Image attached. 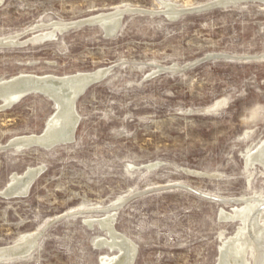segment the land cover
Here are the masks:
<instances>
[{
	"label": "rangeland",
	"instance_id": "1",
	"mask_svg": "<svg viewBox=\"0 0 264 264\" xmlns=\"http://www.w3.org/2000/svg\"><path fill=\"white\" fill-rule=\"evenodd\" d=\"M163 1L190 8L213 0L0 3V39L18 43L0 47V82L109 69L77 99L80 122L71 142L0 150V247L41 231L29 256L0 264H104V255L120 252L101 222L113 212L114 229L137 248L132 264H218L222 244L242 224L222 211L264 197L263 166L245 164L249 148L264 140V58L192 65L210 54L264 55V3L172 18ZM118 7L159 13L127 12L112 36L99 25L59 30L60 22ZM52 31L56 37L32 41ZM56 108L33 93L0 109V146L44 134ZM30 167L42 171L29 193L4 197L12 175ZM120 196L129 199L115 206ZM235 198L244 199L224 200ZM74 210L80 213L67 215ZM245 261L255 264L252 248Z\"/></svg>",
	"mask_w": 264,
	"mask_h": 264
},
{
	"label": "bare ground",
	"instance_id": "2",
	"mask_svg": "<svg viewBox=\"0 0 264 264\" xmlns=\"http://www.w3.org/2000/svg\"><path fill=\"white\" fill-rule=\"evenodd\" d=\"M164 4L165 6H167V9L169 10L168 12L170 13V17H173V15H175L177 8H180V7H177L175 3L173 4V3H168L167 1H163V5ZM120 10L121 8L118 7L114 11L107 12L105 14L113 15L114 13H117ZM118 21L119 19H117V17L114 16V17H111V19L108 21V24H114L116 26V24H118ZM58 22L56 23V25L59 24ZM45 33H43L40 37H45V38L50 37L51 38L55 36L54 31L49 32L47 34ZM19 43H20V40H19ZM257 58H264V55H261ZM85 73L87 72L75 73L76 75L78 74V76L74 78H69L73 74L66 75V76L64 75L63 80H68V81H64L65 83L67 82L68 83L56 85L55 87L53 86L54 87L53 91H56L57 93L56 94L57 95L56 97V101H57L56 107L57 108L55 110L56 112L51 116V118L50 119L48 118L49 121L46 126L47 128H49V130H51L49 132V136L52 137V136L58 135L59 137L64 138V139L73 138V130L80 116L74 104V97L76 95V92L81 89L82 83L86 79L85 76H82ZM23 75H31V74H28V73L20 74L18 76H14L9 79L2 80L0 84L1 86H4L5 84H8L9 82H12V81L14 82L16 78L23 76ZM7 89L9 88L7 87ZM20 95H21V92L14 88V89L7 90V92H5L3 97L5 100H17ZM20 136L17 137L16 140L19 141L20 144L18 145V149L21 150L22 148H26L24 147V145H26L35 135L32 134V135H26V136L24 135L21 137ZM36 136H41V135H36ZM250 148H249V154L246 155V161H245L246 166L251 167L259 163L264 168V140L261 141V143L255 149L250 150ZM40 171H42V168L30 167L22 174L15 173L12 175V179L9 182V184L16 182V180L18 179H22L24 180L22 189H26L28 188L30 182L32 181L34 174ZM255 197L252 201L250 200V198H248L250 201L246 200L245 202L243 200L245 202V205L234 207L232 213L231 212L226 213L224 212L225 210L224 211L221 210L222 218H226V219L228 218L229 220L239 219L242 222V224L239 226L235 235L231 237H227L225 239L220 249V255H219L220 257H219L218 264H246L245 253L247 252L249 248H252V251L255 255V260H256L255 264H264V197L263 198H255ZM240 199H244V198H240ZM245 199H247V196H245ZM123 200H125V197L120 196V198L116 200V202L114 201L115 202L114 205L118 206L119 204H121ZM224 200H227V199H224ZM260 209L261 211H259ZM77 213H80V212L74 210L73 213L67 214V215H75ZM114 217H115V213L113 212L112 214L106 216L104 219H101V222L104 228H106L107 231L109 232V235L111 238L110 239L111 242H109L108 244L112 247V249L114 247H117L120 250V252L119 254H115V255H104L102 257V261L104 264H132L136 256L137 248L135 244H133V242L128 240L124 235L120 234L114 229V226H113ZM100 218H97V219H100ZM260 222L261 223L263 222V224H261ZM251 229L253 232L252 234L250 231ZM39 233H41V231L38 229V231L34 233L31 232V233H27L23 235L19 241L20 245L16 244L18 242L17 241L14 245L0 247V256L10 254L9 252L10 250H12L13 247H15L14 249H19V251H25V253L31 252L34 249V247H36L37 245L38 237L41 236V234ZM101 243L104 246V244L107 242L105 241Z\"/></svg>",
	"mask_w": 264,
	"mask_h": 264
},
{
	"label": "water",
	"instance_id": "3",
	"mask_svg": "<svg viewBox=\"0 0 264 264\" xmlns=\"http://www.w3.org/2000/svg\"><path fill=\"white\" fill-rule=\"evenodd\" d=\"M4 0H0V3H2ZM263 2L264 0H213L212 2L200 5V6H196V7H190V8H177L175 15H173L172 18H177L179 15L182 14H186V13H192V12H200V11H205L211 8H216V7H230V6H235L239 3L242 2ZM167 11H164V13H169ZM127 12H132V13H159V12H154V11H147V10H142V9H137V8H125V9H121L119 12L114 13L113 15H109V14H105V13H101L98 14L96 16L90 17V18H86V19H82V20H78L75 22H70V23H63L60 24V32H64L67 30H72V29H78L82 26L85 25H99L101 26L106 35L108 36H112L117 34V32L119 31L120 28V21L122 16L127 13ZM116 16L117 19H119L118 24H116V26L114 24H108V21L111 19V17ZM56 32H55V36L56 37ZM51 37V38H54ZM47 38L50 37H35L32 41H43ZM12 45H18L17 42L13 41L10 38H6V39H0V47H7V46H12ZM219 59H226V60H235V61H245V60H255L257 59V57H234V56H230V55H225V54H210L208 56H206L205 58L193 63L192 65L198 63V62H203L206 60H219ZM191 65H186L183 67H164V68H160L159 71H169V72H181L185 69H187L188 67H190ZM109 70V69H108ZM108 70H97L91 73H85L82 76H85V80L82 83V87L79 91L76 92V95L74 97V104L76 107V101L77 99L93 84L101 81L106 75ZM78 76L77 75H72L69 78H74ZM80 76V75H79ZM64 77H59V76H54V75H46V76H37V75H23L20 76L18 78H16V80H14V82H9L8 84H5L4 86H1L0 84V99L3 101L2 105L0 106V109H5L8 108L10 106H12L13 104H15L16 102L20 101L22 98H24L25 96H28L30 94L33 93H40L43 94L45 96H47L49 99H51L54 104L56 105L57 101H56V97H57V93L54 90V87L56 85H61V84H67L64 81H68V80H63ZM74 80V79H73ZM71 80V81H73ZM54 86V87H53ZM7 87L9 89H16L19 90L21 92V95L19 96V98L17 100H5L4 99V94L5 92H7ZM60 96V95H59ZM80 122V117L78 118V121L74 127L73 130V138H68V139H64L59 137L58 135L55 136H49V132L51 130H49V128L46 129V131L44 132V134H42L41 136H34L32 137V139L26 144L24 145V147H33V146H42L45 148H51L54 147L56 145L59 144H64V143H68L71 142L74 139V134L76 131V128L78 126ZM47 135V136H46ZM19 141L18 140H13L10 141L7 145L5 146H0V150L3 149H9V148H16L19 145ZM40 172L34 174L32 181L30 182L28 188L26 189H22L23 184H24V180L22 179H18L16 180V182H13L12 184H9L4 191L2 192V195L6 198H13V197H18V196H25L29 193L31 185L33 183V181L35 180V178L39 175ZM26 177V176H25ZM182 188H187L189 190H192L193 192L197 193V194H201L204 197H210V198H214L211 197L209 195L206 194H202L186 185H179ZM139 194V193H138ZM135 196V195H134ZM133 197V196H132ZM129 198H126L125 200H123L121 202V204L125 203ZM217 199V198H214ZM220 200L221 199H217ZM242 201L241 199H229L226 200L225 202L227 203H237ZM119 204V205H121ZM118 205V206H119ZM59 218H55L52 219L48 225H51L55 222L58 221ZM19 244V243H18ZM20 245V244H19ZM15 247L12 248V250H10V254L7 255H3L0 256V261H10V260H16V259H22L25 258L27 256H29L30 252H26L25 251H19V249H14Z\"/></svg>",
	"mask_w": 264,
	"mask_h": 264
}]
</instances>
